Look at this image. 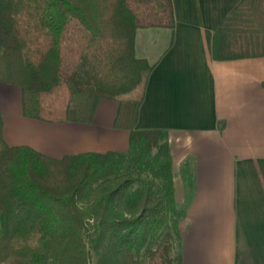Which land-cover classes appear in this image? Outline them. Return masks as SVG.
I'll list each match as a JSON object with an SVG mask.
<instances>
[{
  "label": "trees",
  "instance_id": "obj_1",
  "mask_svg": "<svg viewBox=\"0 0 264 264\" xmlns=\"http://www.w3.org/2000/svg\"><path fill=\"white\" fill-rule=\"evenodd\" d=\"M173 0H0V82L24 115L91 122L119 104L128 151L53 157L9 145L0 109V264H184L173 160L164 130H136L154 68L139 28H174ZM213 56H264V0H242L215 32Z\"/></svg>",
  "mask_w": 264,
  "mask_h": 264
},
{
  "label": "crops",
  "instance_id": "obj_2",
  "mask_svg": "<svg viewBox=\"0 0 264 264\" xmlns=\"http://www.w3.org/2000/svg\"><path fill=\"white\" fill-rule=\"evenodd\" d=\"M242 0H173L175 26L139 28L136 55L154 68L136 130H164L173 160L184 264H264V56L216 60L215 32ZM18 104L0 109L9 145L53 157L126 152L119 104L99 101L91 122H46ZM10 104L11 101H9ZM9 105V104H8Z\"/></svg>",
  "mask_w": 264,
  "mask_h": 264
},
{
  "label": "rangeland",
  "instance_id": "obj_3",
  "mask_svg": "<svg viewBox=\"0 0 264 264\" xmlns=\"http://www.w3.org/2000/svg\"><path fill=\"white\" fill-rule=\"evenodd\" d=\"M10 90L11 89H7L0 92V102L5 110L14 108V106L18 104V97H20V93L18 94V91L16 92V90H13L11 92ZM9 101H11L12 104H10Z\"/></svg>",
  "mask_w": 264,
  "mask_h": 264
}]
</instances>
